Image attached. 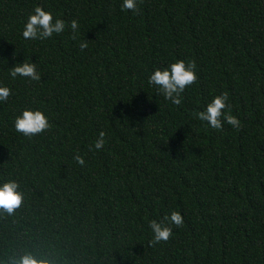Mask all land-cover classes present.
I'll return each mask as SVG.
<instances>
[{"label": "trees", "instance_id": "16d2710c", "mask_svg": "<svg viewBox=\"0 0 264 264\" xmlns=\"http://www.w3.org/2000/svg\"><path fill=\"white\" fill-rule=\"evenodd\" d=\"M121 3L0 0V84L12 89L0 103V175L25 193L0 212V260L264 264V0H137L135 12ZM37 4L77 19L78 33L25 41ZM25 58L40 81L7 75ZM176 59L198 73L179 105L147 82ZM223 92L239 128L194 116ZM26 106L45 108L52 127L16 133ZM101 131L104 146L90 149ZM171 211L183 225L152 245L148 222Z\"/></svg>", "mask_w": 264, "mask_h": 264}, {"label": "clouds", "instance_id": "9594fccd", "mask_svg": "<svg viewBox=\"0 0 264 264\" xmlns=\"http://www.w3.org/2000/svg\"><path fill=\"white\" fill-rule=\"evenodd\" d=\"M122 10L137 11V0H122L120 5ZM79 22L72 19L69 22L61 18L51 8H46L40 4L35 5L28 13L22 29L21 36L25 41H45L52 38L54 34L64 33L66 28H70L73 35L79 31ZM80 48L87 47V42L82 41ZM7 75L15 80L16 78H27L30 81H40L41 74L37 69L36 62L26 58L22 62H16L12 67H8ZM198 79L196 63L193 60L176 59L163 66L155 67L148 75V85L155 89V94L163 96L164 100L174 105L182 103V93ZM12 95V89L7 84H0V103L6 102ZM227 92L213 96L202 108L194 113L196 119L206 122L207 126L217 130L222 129L224 124L234 128L240 127V120L231 114L228 103ZM13 128L16 133L23 137L32 138L38 134H43L52 127L50 114L42 107H23L17 112L13 119ZM105 144V132L101 131L94 140L90 149L100 150ZM73 160L83 166L85 159L79 152L73 156ZM25 193L20 189V183L11 175H0V212L12 213L24 200ZM184 217L180 211L166 213L162 219H151L148 227L151 233L150 243L167 241L173 234L172 225L182 226ZM0 264H6L0 260ZM7 264H52L47 258H42L31 253H25L18 259L11 260Z\"/></svg>", "mask_w": 264, "mask_h": 264}]
</instances>
